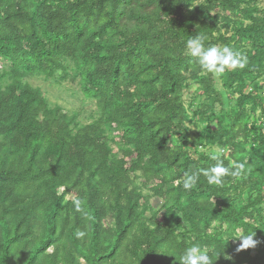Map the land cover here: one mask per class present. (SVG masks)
<instances>
[{"label":"trees","instance_id":"trees-1","mask_svg":"<svg viewBox=\"0 0 264 264\" xmlns=\"http://www.w3.org/2000/svg\"><path fill=\"white\" fill-rule=\"evenodd\" d=\"M257 4L0 0V59L9 65L0 70V264H179L193 245L214 264H264V104L246 93L248 81L264 75ZM197 35L206 46L227 45L247 57L243 69L223 76L224 88L238 96L231 114L215 113L222 102L213 75L186 54ZM28 76L77 82L98 120L81 125L50 107L24 82ZM190 81L207 100L194 114L208 122L199 140L221 148L226 166L244 163L246 173L221 186L201 176L186 191V172L215 163L188 149L183 93ZM112 128L118 154L106 136ZM136 175L143 187L154 183L161 219L146 218L148 199L132 187ZM70 196L83 201L81 211ZM253 231L256 246L237 251L240 241L231 237Z\"/></svg>","mask_w":264,"mask_h":264},{"label":"rangeland","instance_id":"rangeland-1","mask_svg":"<svg viewBox=\"0 0 264 264\" xmlns=\"http://www.w3.org/2000/svg\"><path fill=\"white\" fill-rule=\"evenodd\" d=\"M205 0H193L195 6L202 3ZM257 6L264 10V0H258ZM231 20L235 21L236 18L231 17ZM237 21V20H236ZM232 33V31H231ZM9 65L0 59V70L6 71L8 70ZM72 67V66H70ZM72 73V71H70ZM223 76L214 77V88L216 92L219 93L222 105L215 104L214 110L216 114H231L235 109V103L237 95L231 93L229 90L224 88L223 85ZM24 82L30 84L34 88H37L41 91L43 97L47 101L50 107L58 106L64 112L69 115H75L77 117V121L81 125H86L97 121L99 118V113L94 101L87 100L84 98L82 93L80 92L79 85L77 82L73 81H60L57 78L46 79L41 76H28L24 79ZM253 92V94H257L258 96H262L263 104H264V75L255 82L248 81V87L246 89V93ZM183 101L185 106L188 109L190 114V118L187 121L188 134L190 141L192 142L191 146H189V151L192 156H195L197 153H207L210 154L214 151H220L221 148L218 146H207L203 141L199 140V135L202 131L206 130L208 122L205 121L206 117H199L194 115L197 110L201 109L204 111L205 109L201 107L202 104L207 103V100L204 96H202L200 86L196 82H188L187 88L183 93ZM248 111H249V107ZM251 115V112L249 113ZM208 116V115H207ZM256 116H261L260 109L257 111ZM232 120H228L231 123ZM211 128L214 132L219 130V127L214 121L211 124ZM106 136L109 139V144L112 147L114 153L118 154V143L119 141V131L116 129H107ZM208 136V135H207ZM143 180L140 175H136L134 177V183L132 187H135L140 190V192L148 199L150 210L146 214V218H151L153 213H157V219L162 218L163 210L162 205L163 202L154 196L152 188L154 183L148 185L147 187L142 186ZM246 194L242 195L237 200V205L243 204L246 201ZM73 196H70L69 199H72ZM113 221H107V224H112ZM253 253H256V250H253Z\"/></svg>","mask_w":264,"mask_h":264},{"label":"clouds","instance_id":"clouds-1","mask_svg":"<svg viewBox=\"0 0 264 264\" xmlns=\"http://www.w3.org/2000/svg\"><path fill=\"white\" fill-rule=\"evenodd\" d=\"M205 40V36L197 35L195 38L189 39L185 45L186 54L195 61L202 71L212 74L214 77H220L227 70L243 69L246 66L247 57L240 51L227 45L206 46ZM209 159L215 163L207 169L185 173L182 181L184 190L188 191L195 188L201 176L206 179L209 185L221 186L226 177L236 179L246 173L244 163L237 162L232 166H226L223 159V150L210 153ZM60 191L63 192V189ZM71 203L76 211L82 210L83 201L81 199L74 198ZM76 236L77 238H83L85 233L77 231ZM254 236L255 232L253 231L248 234H235L231 239L240 241L237 251H241L256 246L257 241ZM179 264H214V261L205 249L199 245H193L183 250Z\"/></svg>","mask_w":264,"mask_h":264}]
</instances>
